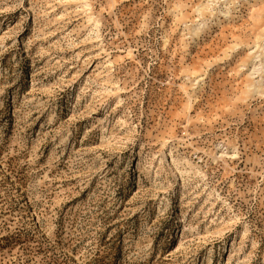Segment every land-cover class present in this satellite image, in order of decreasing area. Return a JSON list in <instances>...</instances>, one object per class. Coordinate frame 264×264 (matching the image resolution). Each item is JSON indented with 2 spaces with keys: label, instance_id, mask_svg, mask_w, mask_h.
Instances as JSON below:
<instances>
[{
  "label": "rangeland",
  "instance_id": "rangeland-1",
  "mask_svg": "<svg viewBox=\"0 0 264 264\" xmlns=\"http://www.w3.org/2000/svg\"><path fill=\"white\" fill-rule=\"evenodd\" d=\"M0 264H264V0H0Z\"/></svg>",
  "mask_w": 264,
  "mask_h": 264
},
{
  "label": "bare ground",
  "instance_id": "bare-ground-1",
  "mask_svg": "<svg viewBox=\"0 0 264 264\" xmlns=\"http://www.w3.org/2000/svg\"><path fill=\"white\" fill-rule=\"evenodd\" d=\"M190 162H191V161H190ZM190 162H188L189 165H190ZM191 163H192V162H191ZM191 166H192V165H191ZM189 167H190V166H189ZM185 168H186V167H185ZM185 168H184V169H185ZM190 169H191V167H190ZM181 170H182V169H181ZM188 170H189V169H187V168L185 169L186 172H187ZM183 172H184V170H183ZM197 172H198V171H197Z\"/></svg>",
  "mask_w": 264,
  "mask_h": 264
}]
</instances>
